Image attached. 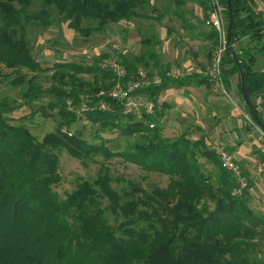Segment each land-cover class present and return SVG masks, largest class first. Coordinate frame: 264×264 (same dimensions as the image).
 I'll use <instances>...</instances> for the list:
<instances>
[{
	"label": "trees",
	"instance_id": "trees-1",
	"mask_svg": "<svg viewBox=\"0 0 264 264\" xmlns=\"http://www.w3.org/2000/svg\"><path fill=\"white\" fill-rule=\"evenodd\" d=\"M186 1L175 0L179 6ZM190 1L201 7L203 18L208 16L210 0ZM218 1L226 28L222 80L228 88L229 76L239 75L238 94L261 128L247 107L241 76L264 123L254 102L255 95L264 93V63L257 66L259 57H264V9L259 6L264 0ZM149 5V0H0V63L52 71L55 85L42 89L30 79L22 96L32 102L45 92L52 94L56 101L49 107H56L58 116L54 129L37 139L23 123L9 122L6 115L14 109V101L0 99V264H264V257L252 249L256 240H264V215L250 206L254 183L245 168L241 166L247 185L239 188L202 138L163 135L162 119L169 104L160 101L161 92L168 85L210 84L206 75L174 76L157 65L152 74L158 81L144 83L138 67L146 70L150 61L156 62L147 49L132 59L121 53L114 56L124 69L120 77L109 64L103 65L112 57L108 52L89 67L71 61L43 67L26 36L27 25L52 24L54 12L71 29L87 35L108 23L142 16L136 9L144 11ZM89 20L97 25L83 27L82 22ZM208 32L216 41L215 29ZM83 72L93 73L94 83L77 76ZM128 82L137 86L128 89ZM116 83L124 96L109 94ZM138 96L149 106L127 111L128 97ZM99 101L106 108H100ZM80 119L126 136L140 135L142 140L113 150L100 135L98 141H88L73 129ZM63 151L85 166L97 156L105 161L121 158L166 175L168 182L147 191L127 180L117 188L101 163L92 181L79 178L75 188L60 198L53 186L60 179ZM198 155L211 164L210 169L201 166ZM261 155L264 160V152Z\"/></svg>",
	"mask_w": 264,
	"mask_h": 264
},
{
	"label": "rangeland",
	"instance_id": "rangeland-1",
	"mask_svg": "<svg viewBox=\"0 0 264 264\" xmlns=\"http://www.w3.org/2000/svg\"><path fill=\"white\" fill-rule=\"evenodd\" d=\"M149 1L158 7V9L152 8V4L144 11L137 8L136 11L142 13V16H135L129 21L123 20L119 23H108L102 30L91 31L87 35L71 29L67 25V22L60 20L59 16L54 12V22L49 26L42 27L37 23L26 26V36L32 48V53L43 67L52 65L58 61H71L89 67L101 53L105 52L112 55L111 58L109 57L110 59H115L114 56L118 53L125 55L128 59H132L134 56H138L141 52L146 50V46H144L146 44L148 49L158 51L159 59L163 60L167 57L164 51L160 50V48H162L161 37L164 35V26L172 25L175 28L179 20L175 17L173 12H181L185 17L187 12H184V7L177 5L175 0ZM35 6V8H39L37 4ZM259 6L264 9V1L259 2ZM219 11L222 21H224L223 10L220 4ZM186 19L189 20L187 17ZM207 19L208 16L203 18L206 29L208 28V30H210L212 27L206 24ZM96 25V22L90 20L82 22L83 27H95ZM170 36V38L177 39L172 33ZM181 37L183 38V36ZM144 38L148 39L150 43L142 42ZM181 43L182 42L177 43L175 49L171 53L170 57L175 60H181L183 56L187 55L182 54L184 47ZM218 44L219 39L217 37L216 41L211 39L208 43L201 45L204 47V51L209 50L210 59V63L205 69L204 75L207 74L211 66L213 53ZM203 47H200L201 50ZM109 58L104 59L103 65L109 64ZM263 61L264 57H259L258 65H261ZM167 69L169 73L174 76H183V74H186V72L178 71V69H175L171 65H169ZM138 71L144 83L150 82L151 80L158 81V78L153 76L150 67L145 70L139 66ZM51 74L52 71H38L26 68L17 69L7 67L3 63H0V99L7 98L14 101V109L6 116L12 124L23 123L37 139H40L44 133L53 130L57 123V108L49 107V103L56 101L55 97L45 92L39 99L26 102L22 95L27 90L29 85L28 81L30 79H34V83L42 89H48L55 85V81L51 79ZM77 76L89 83H94L95 78L93 79V73L91 72L78 73ZM19 77L21 80L18 82ZM130 83L131 82H128L126 85L129 86ZM209 83L208 85H210L212 97L219 101L226 99L232 102L237 108L240 105V110L242 111V127L245 128V124H247L248 126H246V128L248 127L247 130L250 131L249 134L252 138L255 137L259 142L264 143V132L253 123L249 113L245 109L244 101L241 96L238 94L240 98V103H238L227 88L226 92L223 93L212 88L210 81ZM116 84H114L110 90H112ZM70 86L71 85H66L65 88L69 89ZM168 87H171V85H168L166 88ZM175 94L176 93L163 94L164 98L172 104L171 109H166L165 117L162 119L163 135L166 137H174L180 133H186L192 139L202 138L208 147L215 149V152L218 147H224V149L231 153L232 150H229V147L223 145L221 142L215 143V139L211 138L214 130L211 125L214 120L217 119L215 118L216 116L213 117L212 113H207V110L201 109L197 100L193 101V109H190V106H188V110H184L183 106H177L172 102L174 97H177ZM258 96L259 95L254 96V101L255 97ZM67 105L68 110H70L71 104L69 101ZM83 108H85V104L81 105V109ZM72 127L73 129L80 130L83 138L88 141L96 142L98 141L96 135H100L113 150L128 148L132 143L142 140L140 135L126 136L115 129H102L97 124L91 123L86 119L78 120L72 124ZM261 156L249 161L247 160V164L255 174V178L252 179L254 183L252 186L254 195H251L250 206L253 207L256 212L264 215V170L256 174L258 164L264 163ZM197 159L202 167L207 169L211 168V164L204 157L198 155ZM236 161L239 163L240 167L243 166V168H245V162H243V160L238 158ZM101 163L105 164V167L113 178L112 185L117 188L125 184L127 180L134 181L147 191L153 186L165 187L168 182V177L166 175L154 171H145L136 164L121 158L116 157L105 161L100 156H97L94 161H88V164L85 166L78 159L63 151L60 153V164L58 169L60 179L53 186V189L60 198H64L75 188L79 178L92 181L97 176ZM244 177L246 178L245 175ZM116 178L120 180L117 181ZM209 205L211 206L210 203ZM256 242L257 244L252 246V249L255 253L264 257V240H256Z\"/></svg>",
	"mask_w": 264,
	"mask_h": 264
},
{
	"label": "crops",
	"instance_id": "crops-1",
	"mask_svg": "<svg viewBox=\"0 0 264 264\" xmlns=\"http://www.w3.org/2000/svg\"><path fill=\"white\" fill-rule=\"evenodd\" d=\"M150 4L152 2L150 1ZM152 8L158 9L155 5H151ZM183 6L184 12H187L186 19L181 12H173L175 17L179 20L178 24L174 28L172 25L164 26V35L162 38V48L160 50L164 51L165 57L163 60L159 59L158 51L154 49H148L156 56V62L150 61L149 67L153 72H156V66L159 68H165L168 70V66L171 65L178 71L186 72L183 75H191L194 73H200L204 75L205 69L210 63L209 50L204 51L202 44L208 43L211 38L209 37V30L206 29V25L203 20V11L201 7L193 1H186V3L180 5ZM152 10V9H151ZM181 10V9H180ZM171 14L172 16H174ZM185 17V18H184ZM160 31V27H159ZM171 33L177 37V39L170 38ZM183 36V38L181 37ZM145 39V43H150L148 39ZM182 39V40H181ZM182 42L181 45L184 47L183 56L181 60H175L171 56L172 51L175 49V45ZM200 47H203L202 50ZM159 50V51H160ZM146 51V50H144ZM257 65L258 67H263L262 64ZM258 64V63H257ZM185 69V71H184ZM229 86L228 90L233 95V97L240 103V98L238 96V83L239 75L233 73L229 76ZM169 93H176L173 101L177 106H183L184 110L193 109V101L197 100L200 108L207 110V113H212V116L217 118L212 123L211 138L215 139L216 142H221L223 145L230 148L233 156L238 160H243L245 170L251 179H254L255 174L252 169L247 164V160H252L261 156L264 152V143L259 142L255 137L249 134L250 131L242 127L241 121V110L240 105L238 108L228 100H218L212 97V92L210 90V85L206 83L187 85V86H173L166 88L161 92L160 101L168 103L167 109H171L172 104L164 98V95ZM257 105V110L259 114L264 118V93L255 97L254 101ZM192 106V108H191ZM174 107V106H173ZM251 195H254V190L250 189Z\"/></svg>",
	"mask_w": 264,
	"mask_h": 264
},
{
	"label": "built area",
	"instance_id": "built-area-1",
	"mask_svg": "<svg viewBox=\"0 0 264 264\" xmlns=\"http://www.w3.org/2000/svg\"><path fill=\"white\" fill-rule=\"evenodd\" d=\"M210 5L211 9L209 11L206 24L210 25L213 29H215L217 37L219 39V44L215 47L211 66L208 69L207 74L205 75L211 82L212 88L225 93L226 87L222 80L221 66L223 54L226 48V28L224 21H222V18L220 16L218 0H210ZM109 65L117 76L120 77L124 75V69L114 59H110ZM135 86H137V83L130 84L128 86V89H132V87ZM115 87V89L113 88L109 91V94L111 96L122 97L125 95V91L122 89L119 83H117ZM98 105L100 108H106V103L104 101H99ZM142 105L149 106V104L145 101L142 96L128 97L127 101L125 102V107L127 111L137 110ZM216 154L219 157L221 166L231 172L232 175L236 178V181L239 184V188L245 187L247 185V179L242 174L241 167L236 161V159L233 157V155L229 153V151L224 149V147H218L216 149ZM263 170L264 163H259L256 169V174H259Z\"/></svg>",
	"mask_w": 264,
	"mask_h": 264
},
{
	"label": "water",
	"instance_id": "water-1",
	"mask_svg": "<svg viewBox=\"0 0 264 264\" xmlns=\"http://www.w3.org/2000/svg\"><path fill=\"white\" fill-rule=\"evenodd\" d=\"M230 28V24L228 29ZM241 83H242V88H243V93H244V98L247 104L248 109L250 110L251 115L254 117L255 121L260 125V127L264 130V123L262 122V120L258 117L257 113L255 112L252 103L248 97V95L246 94V91L244 89V82H243V78L241 76Z\"/></svg>",
	"mask_w": 264,
	"mask_h": 264
}]
</instances>
